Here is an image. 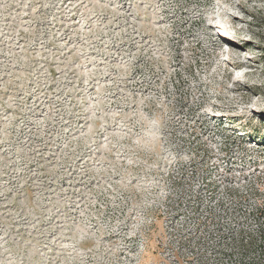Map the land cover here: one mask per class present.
<instances>
[{
    "label": "rangeland",
    "instance_id": "obj_1",
    "mask_svg": "<svg viewBox=\"0 0 264 264\" xmlns=\"http://www.w3.org/2000/svg\"><path fill=\"white\" fill-rule=\"evenodd\" d=\"M0 264H264V0H0Z\"/></svg>",
    "mask_w": 264,
    "mask_h": 264
},
{
    "label": "bare ground",
    "instance_id": "obj_2",
    "mask_svg": "<svg viewBox=\"0 0 264 264\" xmlns=\"http://www.w3.org/2000/svg\"><path fill=\"white\" fill-rule=\"evenodd\" d=\"M230 15H231L230 13L225 12L223 16H224V18H225V17H228V19H229ZM232 16H233V15H232ZM213 19H219V15H218L217 17L213 16V17H212V20H213ZM228 19H225V20L228 21ZM231 19H232V18H231ZM225 20H224V21H225ZM232 20L234 21V19H232ZM199 22H200V23H204V19L201 18V19L199 20ZM207 29H214V26H212V25L207 26ZM206 31H208V30H206ZM207 33H208V32H207ZM222 40H223L224 42H226L227 44H229L230 46H232V47H235V46H236V45H235V42L231 41L229 38H225V39L223 38ZM216 41H217V40H216ZM213 46H215L216 48H218V47L221 48V47L223 46V43L217 41V43H213ZM235 52H236V51H235ZM239 64H240V63H238V64H236V65L239 66ZM236 65H235V66H236Z\"/></svg>",
    "mask_w": 264,
    "mask_h": 264
}]
</instances>
